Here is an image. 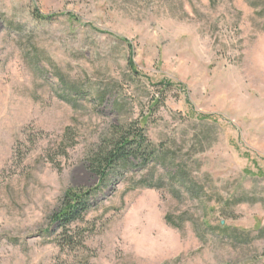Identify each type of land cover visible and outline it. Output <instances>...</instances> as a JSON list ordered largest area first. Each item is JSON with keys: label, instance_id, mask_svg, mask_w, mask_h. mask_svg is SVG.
Instances as JSON below:
<instances>
[{"label": "rangeland", "instance_id": "rangeland-1", "mask_svg": "<svg viewBox=\"0 0 264 264\" xmlns=\"http://www.w3.org/2000/svg\"><path fill=\"white\" fill-rule=\"evenodd\" d=\"M138 120L152 159L100 183ZM0 264H264V0H0Z\"/></svg>", "mask_w": 264, "mask_h": 264}, {"label": "trees", "instance_id": "trees-1", "mask_svg": "<svg viewBox=\"0 0 264 264\" xmlns=\"http://www.w3.org/2000/svg\"><path fill=\"white\" fill-rule=\"evenodd\" d=\"M159 84L163 88H171L172 85L168 82ZM140 124L138 120L115 125L109 137L88 157V167L100 183L108 176L128 169L132 162H149L152 159L154 151ZM94 192L93 189H68L63 194L59 207L50 218L58 230L55 243L60 250L73 248L74 244L85 247L81 233L89 230L85 215L91 208L88 199Z\"/></svg>", "mask_w": 264, "mask_h": 264}]
</instances>
